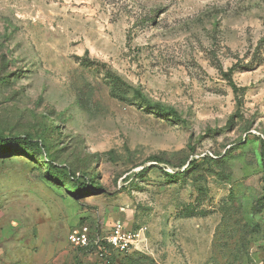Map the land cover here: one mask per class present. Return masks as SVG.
I'll return each mask as SVG.
<instances>
[{"label": "rangeland", "instance_id": "obj_1", "mask_svg": "<svg viewBox=\"0 0 264 264\" xmlns=\"http://www.w3.org/2000/svg\"><path fill=\"white\" fill-rule=\"evenodd\" d=\"M0 135V264H264V0H0Z\"/></svg>", "mask_w": 264, "mask_h": 264}, {"label": "trees", "instance_id": "obj_2", "mask_svg": "<svg viewBox=\"0 0 264 264\" xmlns=\"http://www.w3.org/2000/svg\"><path fill=\"white\" fill-rule=\"evenodd\" d=\"M225 75L229 79L230 85L232 86L233 90L237 92L239 88L236 85V83L233 81L232 73L226 72ZM155 107L159 111H166V109L162 107L160 104H156ZM259 138L261 140V149L263 152L264 151V138L263 137H259ZM17 147H20L22 152L36 150V149L40 150L42 147H44V143L42 141L35 140L29 135L27 136L0 135V153H8L10 151L15 150ZM153 158L155 160L159 159V157L157 156ZM191 163L194 164L195 160H192ZM46 164L49 165V169L55 170V172H58L59 170L60 172H62V170H66V165H62V164L58 165L53 160H49L47 157H46ZM67 172L69 173L72 186H73L72 194L84 196L87 194H99L105 191L104 187L97 180L96 176L94 175L90 176L85 173L79 174L77 173V171H72L71 169H68ZM97 247H98L97 245L91 246V248H95V249ZM80 249H84V248H80ZM116 256H120V255H117L115 253L108 255V258L111 260L110 264H112L113 259Z\"/></svg>", "mask_w": 264, "mask_h": 264}, {"label": "built area", "instance_id": "obj_3", "mask_svg": "<svg viewBox=\"0 0 264 264\" xmlns=\"http://www.w3.org/2000/svg\"><path fill=\"white\" fill-rule=\"evenodd\" d=\"M137 236L138 234L136 233L124 230L121 222L118 221L113 226L112 232L106 236L91 238L86 231L73 230L69 235V240L78 248H87L92 245H97L98 247L96 249L103 264H110L111 260L108 258V255L112 253L117 255L124 254L138 241Z\"/></svg>", "mask_w": 264, "mask_h": 264}]
</instances>
